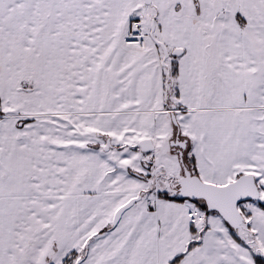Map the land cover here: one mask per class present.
Here are the masks:
<instances>
[{"label":"snow or ice","instance_id":"obj_1","mask_svg":"<svg viewBox=\"0 0 264 264\" xmlns=\"http://www.w3.org/2000/svg\"><path fill=\"white\" fill-rule=\"evenodd\" d=\"M0 264H264V0H0Z\"/></svg>","mask_w":264,"mask_h":264}]
</instances>
